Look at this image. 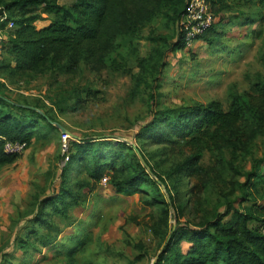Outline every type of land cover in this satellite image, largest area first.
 Listing matches in <instances>:
<instances>
[{
    "label": "rangeland",
    "instance_id": "obj_1",
    "mask_svg": "<svg viewBox=\"0 0 264 264\" xmlns=\"http://www.w3.org/2000/svg\"><path fill=\"white\" fill-rule=\"evenodd\" d=\"M13 1L0 0L7 20L0 30V94L46 113L70 139L63 151L61 134L42 122L24 151L0 164V264H156L171 241L186 253L192 245L181 230L225 214L227 200L236 209L264 206V0H209L214 29L191 46L181 42L179 18L188 0H108L103 27L112 33L95 57L83 53L74 62L52 54L15 74L4 53L15 22L31 18L40 29L54 14L42 3L6 7ZM49 1L78 18L83 0ZM214 102L225 111L238 104L242 119L220 138L212 131L194 151L172 128L175 117ZM80 140L135 147L151 179L159 184L161 177L170 192L149 181L117 191L116 181L137 163L130 151L122 153L123 167L103 168L106 184L83 170L66 172L68 143Z\"/></svg>",
    "mask_w": 264,
    "mask_h": 264
},
{
    "label": "trees",
    "instance_id": "obj_2",
    "mask_svg": "<svg viewBox=\"0 0 264 264\" xmlns=\"http://www.w3.org/2000/svg\"><path fill=\"white\" fill-rule=\"evenodd\" d=\"M169 1L173 4L177 2L176 0ZM107 2L108 0H83L82 9L78 11V18H75L64 6L49 0H15L7 4L6 7L14 4L17 9L24 11L27 5L42 3L45 10L54 14V21L40 29L33 25L31 18H23L15 22L17 26L12 33L7 35V47L4 51L14 62L15 67L13 70L8 69L14 74L27 71L57 53L71 56L74 62H77L83 53L95 57L100 52V46L105 45L112 33L108 27H103ZM186 6L179 14L180 20ZM2 13L3 10L0 8V17ZM6 21L0 23V30L4 29ZM69 22H73L74 26H71ZM213 29L214 26L201 39H205ZM182 35L181 42L184 46L186 42L183 33ZM111 63L112 66L119 65L116 59H113ZM123 65L127 67L125 60ZM233 99L237 102L242 101L238 96H234ZM0 105H4L0 108V164H9L15 157L4 153L5 142L19 141L27 145L28 140L30 141L36 134L42 122L51 131L60 133L49 122L54 121L49 119L46 113L40 114L35 108H24V106L10 102L1 94ZM4 108L7 111L2 110ZM240 108L238 104H234L230 110L225 111L219 102H214L207 107L195 108L191 117L184 115L175 117L172 128L180 140L184 139L185 146L198 151L203 143L202 140L211 136L212 131H216L215 138H220L223 130L227 131L241 121ZM192 134H196V137L192 136L187 140L186 138ZM215 138L212 137L213 140H216ZM106 147L112 148L105 150ZM124 151H130L137 163L134 171L125 180L116 181L115 188L118 192H129V187L136 185L139 181H149L157 187L165 186V189L170 192L169 186L161 177H157L159 184L151 179L147 168L137 157L140 155L147 163L148 169H152L146 156L126 143L114 145L108 142L86 140L69 141L67 153L71 156L67 157L66 172L73 170V174L77 175L83 170L90 181H100L104 177V167L107 173L115 170L116 165L118 168L123 167L124 164L121 163H123L122 153ZM198 161L197 154L191 160L196 166L194 172L198 170ZM88 162H91L90 166H87ZM69 194V197L73 199L74 196ZM47 201L53 207L57 203L55 198ZM171 201L174 207L176 205L174 198H171ZM226 203L227 212L225 214L216 213L214 220L206 223L201 229L181 230V238L186 239L192 245L186 253H181L176 249V240L173 243L171 241L159 256L156 264L167 262L175 264H264V206L252 204L244 209H236L231 201L227 200ZM39 215L41 216V213Z\"/></svg>",
    "mask_w": 264,
    "mask_h": 264
},
{
    "label": "built area",
    "instance_id": "obj_3",
    "mask_svg": "<svg viewBox=\"0 0 264 264\" xmlns=\"http://www.w3.org/2000/svg\"><path fill=\"white\" fill-rule=\"evenodd\" d=\"M5 18L2 17L0 21ZM215 24V16L213 13L212 5L209 0H188L186 9L184 10L181 20L180 28L184 34L186 45L191 46L194 42L203 37ZM12 24L9 25V28ZM63 151L67 149V140L69 136L62 135ZM24 142H5L3 151L6 155L17 156L20 155L25 149ZM107 178L101 179V184H106Z\"/></svg>",
    "mask_w": 264,
    "mask_h": 264
},
{
    "label": "water",
    "instance_id": "obj_4",
    "mask_svg": "<svg viewBox=\"0 0 264 264\" xmlns=\"http://www.w3.org/2000/svg\"><path fill=\"white\" fill-rule=\"evenodd\" d=\"M40 114H42V112H40ZM55 128H57L59 131H60V133L62 134V135H65V134H68L67 133V131L65 130V129H63L59 124H57V123H55V122H51V121H49Z\"/></svg>",
    "mask_w": 264,
    "mask_h": 264
}]
</instances>
